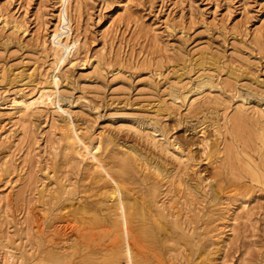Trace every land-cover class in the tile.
I'll list each match as a JSON object with an SVG mask.
<instances>
[{"label":"rangeland","instance_id":"374dc122","mask_svg":"<svg viewBox=\"0 0 264 264\" xmlns=\"http://www.w3.org/2000/svg\"><path fill=\"white\" fill-rule=\"evenodd\" d=\"M261 129L264 0H0L12 264H264ZM116 183L165 222L127 256Z\"/></svg>","mask_w":264,"mask_h":264},{"label":"bare ground","instance_id":"6f19581e","mask_svg":"<svg viewBox=\"0 0 264 264\" xmlns=\"http://www.w3.org/2000/svg\"><path fill=\"white\" fill-rule=\"evenodd\" d=\"M61 1H62V7H65L67 5L68 0H61ZM62 20H63V22L65 20V18L63 16H62ZM235 115L236 116H234L235 117L234 119H236V120H238V119L241 120L243 118L240 113H237ZM255 124L257 125V123H255ZM261 131H262V136H264L263 129H261ZM260 134H261V132H260ZM131 161L132 160H131L130 156H128V154H126V153L123 154V156L119 160L120 164H118L117 172H119V173L129 172L132 169V167L130 165ZM153 169H156V167L153 166ZM255 178H257L256 175H255ZM115 190L118 192H117V195L115 198V205L113 207L114 208L113 213L116 216L113 223L116 225L120 224L123 226V228H121L122 235H123L122 236L123 242L121 244L122 250H120V251H122V254L127 256L130 252L129 251L130 248H129V245H128V242L126 239V237H128L127 231H126L127 228L124 227V224L126 223V221H128V219L130 217H134L135 219H137V228H138V231L140 232V234H144L145 236L151 238L152 240H155L157 233L161 229L164 228L165 222H164L162 217H159V218L157 217V219L154 218L155 220L152 219L153 221L149 222L150 220H148L147 219L148 217H146V210H145V206L143 205V203H144L143 200H142V202H139L135 199H132L128 203H122L123 198L127 199V198H125L126 194L124 192H123L124 194H122V192H119V186L117 183H116ZM152 190H153V188H152ZM13 258H14V255H13L12 249H5L3 259L1 258V255H0V259H2V264H12ZM125 258H127V257H125ZM120 262H122V261H120ZM60 264H62V263H60Z\"/></svg>","mask_w":264,"mask_h":264}]
</instances>
